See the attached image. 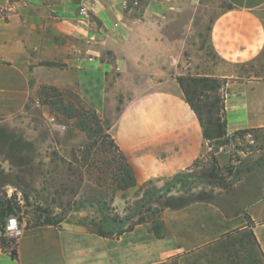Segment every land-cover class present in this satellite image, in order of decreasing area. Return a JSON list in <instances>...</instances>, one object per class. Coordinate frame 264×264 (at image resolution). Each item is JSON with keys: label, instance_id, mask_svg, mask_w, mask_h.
<instances>
[{"label": "crops", "instance_id": "crops-1", "mask_svg": "<svg viewBox=\"0 0 264 264\" xmlns=\"http://www.w3.org/2000/svg\"><path fill=\"white\" fill-rule=\"evenodd\" d=\"M223 1L210 26L221 65L215 74L200 75L228 78L231 134L264 126V104H251L243 91L264 88V80L233 81L234 72H224V65L242 68L264 52V0ZM175 5L148 0L137 16L125 0H0V123L32 140L37 126L30 113L38 86H77L82 96L87 88L129 86L121 91L127 97L108 133L132 170L134 187L190 168L210 147L177 80L179 41L167 32ZM21 152L31 153L24 147ZM253 203L252 230L262 257L256 264H264V197ZM84 215L72 211L59 225L25 226L13 246L16 258L0 244V264H186L187 257L217 242L224 248V234L236 218L223 206L194 200L163 211L161 237L143 228L147 223L102 236ZM241 223L246 229L245 219Z\"/></svg>", "mask_w": 264, "mask_h": 264}, {"label": "rangeland", "instance_id": "rangeland-1", "mask_svg": "<svg viewBox=\"0 0 264 264\" xmlns=\"http://www.w3.org/2000/svg\"><path fill=\"white\" fill-rule=\"evenodd\" d=\"M147 3L148 0H126V8L138 16ZM174 5L167 32L171 39L179 41L175 63L178 72L215 74L221 63L210 44V26L225 7L224 1L174 0ZM224 72H234L233 81L250 77L264 80V52L242 68L224 65ZM76 87L38 86V103L32 105L30 113L37 126L32 140L23 139L12 125L0 123V201L12 199L13 214L24 227L42 223L46 215H55L56 211L62 219L72 211H81L90 226L92 221L102 222L107 217L109 222L104 227L109 229L115 220L140 212L148 219L143 228L150 231L154 222H162L165 209L171 211L194 200H208L223 206L229 217L236 216L231 218V236L224 238V248L217 242L187 257L186 264H256L253 256L258 249H251L244 236L252 227L241 231V222H253V201L264 197V126L235 136L229 133L230 142L220 147L216 155L220 166L230 164L241 172L237 181L226 172L227 180L234 184L230 192L212 187L190 173L123 189L116 179L120 154L111 143L108 128L127 97L122 89L129 86L87 88L83 96ZM243 91L251 104H264L263 86L254 90L247 86ZM223 92L226 98L225 89ZM93 101L97 106L91 104ZM23 147L31 153L22 154ZM210 150L200 157V164H211ZM138 218L134 217L123 229L127 230Z\"/></svg>", "mask_w": 264, "mask_h": 264}, {"label": "trees", "instance_id": "trees-1", "mask_svg": "<svg viewBox=\"0 0 264 264\" xmlns=\"http://www.w3.org/2000/svg\"><path fill=\"white\" fill-rule=\"evenodd\" d=\"M137 1L144 2V0ZM47 65H55V63L49 62L47 63ZM177 80L184 92L186 101L189 103L192 110L196 113L203 129L204 136L208 141L209 147L211 148V150L208 152L211 157V164L202 165L200 164L201 158H198L190 168L176 174L173 178L175 179L184 176V174L190 173L193 176L199 177L202 182L207 183L212 187H220L224 191L230 192L233 190L234 184L233 182L227 180L228 176H226V172L236 181L240 178L241 172L237 167L230 166V164L220 166V164L218 163V158L216 156L220 147L230 142L229 132L227 128L228 122L226 118V98L223 92L228 82V78H222L213 75H179L177 76ZM80 127L81 129L85 130L83 126L80 125ZM250 130L251 129L235 131L233 136L237 134H244L246 132H249ZM111 143L115 146L120 154L119 158L121 160V169L119 168L118 171L121 174L119 173V175L116 176L120 187L126 189L128 187L134 186L136 180L129 164L112 139ZM197 168L198 171L195 170ZM223 171L225 172V174L222 173ZM14 211L15 206L11 198L0 201V230H4L3 225L5 224L7 218L14 213ZM136 216L139 217L137 222L131 224L127 230H124L123 227L126 225V223L130 222ZM105 218L106 219L103 218L102 222L92 221L91 225L93 224V226H89L90 229L102 236H114L115 234L120 235L125 231L133 230L136 225L148 221L147 218L141 216L140 212H135L131 217L115 220L114 226L107 229V227L104 226L107 225L109 221L107 220V217ZM61 221L62 218H59L57 215L48 214L46 215V218L42 223H38L36 225H59ZM161 221V223L154 222L152 226V230L158 237H161L163 235L162 229H164V226L163 220ZM253 222H248L246 224V229H249L248 227L251 228L254 225ZM230 236L231 231H228L224 234V238ZM244 236L249 239L251 249H259L258 241L256 240L252 228L249 229V231H247ZM0 244L4 250L11 249L12 256L14 258L17 257L16 248L11 245V241L8 238H5L3 234L0 235ZM256 251V257L253 256L254 263H257V261H261L262 258L258 257L259 250Z\"/></svg>", "mask_w": 264, "mask_h": 264}, {"label": "clouds", "instance_id": "clouds-1", "mask_svg": "<svg viewBox=\"0 0 264 264\" xmlns=\"http://www.w3.org/2000/svg\"><path fill=\"white\" fill-rule=\"evenodd\" d=\"M5 238H16L22 235V230L17 224V219L15 217H10L6 225Z\"/></svg>", "mask_w": 264, "mask_h": 264}, {"label": "built area", "instance_id": "built-area-1", "mask_svg": "<svg viewBox=\"0 0 264 264\" xmlns=\"http://www.w3.org/2000/svg\"><path fill=\"white\" fill-rule=\"evenodd\" d=\"M125 4H126V0H125ZM50 120H51V121H55V118H54V117H51ZM10 217H15V218L17 219V224H18L19 228L22 230V235H23V232H24V226H23V224L21 223V221L19 220L18 216L14 215V214L10 215V216L7 218L5 224L3 225L4 230H3V231L0 230V235H2V234L4 235V234H5V232H6V225H7V223H8V219H9ZM22 235L19 236V237H16V238H8V239L11 241V245L14 246V245L16 244V241H18V240L22 237ZM4 236H5V235H4Z\"/></svg>", "mask_w": 264, "mask_h": 264}]
</instances>
